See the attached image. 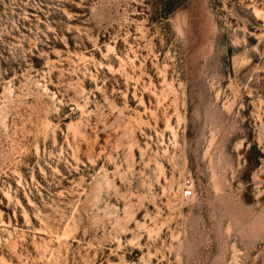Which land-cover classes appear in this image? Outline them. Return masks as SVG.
<instances>
[{
    "label": "rangeland",
    "instance_id": "374dc122",
    "mask_svg": "<svg viewBox=\"0 0 264 264\" xmlns=\"http://www.w3.org/2000/svg\"><path fill=\"white\" fill-rule=\"evenodd\" d=\"M0 264H264V0H0Z\"/></svg>",
    "mask_w": 264,
    "mask_h": 264
},
{
    "label": "built area",
    "instance_id": "2783aa9c",
    "mask_svg": "<svg viewBox=\"0 0 264 264\" xmlns=\"http://www.w3.org/2000/svg\"><path fill=\"white\" fill-rule=\"evenodd\" d=\"M192 189H191V186H187L186 187V189H185V191L183 192L184 193V196H186V197H191V195H192Z\"/></svg>",
    "mask_w": 264,
    "mask_h": 264
}]
</instances>
